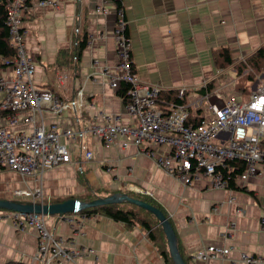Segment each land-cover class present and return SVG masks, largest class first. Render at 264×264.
<instances>
[{"label": "crops", "instance_id": "0c3cea01", "mask_svg": "<svg viewBox=\"0 0 264 264\" xmlns=\"http://www.w3.org/2000/svg\"><path fill=\"white\" fill-rule=\"evenodd\" d=\"M51 1L55 4L41 6L39 0H28L22 12L27 52L36 61V83L64 100L81 97L82 105L76 112L66 110L59 116L47 112V122L63 126L73 124L77 117V126L82 128L96 122L98 114H117L131 123L122 97L109 83L110 75L118 72L114 0ZM98 7L107 10L102 12ZM121 8L132 67L140 83L166 90L184 88L185 101L193 104L192 108L203 97L198 90L208 80L221 72L222 79L229 77L228 71L235 74L232 68H215L212 48L228 46L232 56L242 60L264 44V0H121ZM80 34L87 43L75 75L68 66L60 68L56 60ZM6 70L0 67V72ZM231 80L224 81L226 87L233 86ZM224 82H215L213 90L218 93L203 100L204 114H210V106L229 100L219 88ZM1 126L10 131L28 129L27 124L7 125L3 116ZM167 147L160 146L150 156L133 144L123 147L119 141L102 144L89 135L77 137L75 144H69L73 161L46 170L42 180L1 170L0 199L24 201L14 198L12 191L38 187L45 194L44 203L74 198L88 190L100 196L140 195L156 202L169 218L185 264H243L242 252L264 257V230L260 224L264 217V174L226 188H212L209 177L200 175L183 184L157 164V159L169 152ZM87 150L92 152L91 158L85 156ZM136 188L149 193L142 194ZM12 214L0 212V264H40L34 260L38 249L36 229L29 225L24 230L15 228ZM72 216V222L66 217L57 220L56 216H46L45 224L57 237L72 240L79 248L95 249V255L51 260L50 264H169L140 224L127 226L100 214L77 212ZM211 244L229 249L226 258L199 261L193 257ZM164 245L168 249L167 242Z\"/></svg>", "mask_w": 264, "mask_h": 264}, {"label": "built area", "instance_id": "2783aa9c", "mask_svg": "<svg viewBox=\"0 0 264 264\" xmlns=\"http://www.w3.org/2000/svg\"><path fill=\"white\" fill-rule=\"evenodd\" d=\"M25 1L4 2L9 37L16 56L13 65L4 67L8 70L0 72V116L4 117L7 125L27 124L28 129L10 131L7 127H0V171H14L22 177L42 180L46 170L70 164L73 154L69 144H75L77 137L89 135L102 144L116 141L123 147L133 144L150 156L155 155L156 147L168 146L169 152L159 157L157 164L183 184H189L200 175L209 177L212 188H226L230 182H245L264 174V82L256 84L245 101L229 99L219 106H210L209 115L203 113L202 102L209 100L212 94L203 95L194 103V108L187 102H164L165 109L160 108L157 98L162 89L158 85L140 83L132 67L130 39L126 33L121 0H114L117 9L118 72L110 75L109 83L115 90L121 82L129 85L124 110L131 123L124 122L117 114H98L96 122L82 128L77 126V117L73 119V124L48 123L47 112L56 116L66 110L76 112L82 105L81 97L64 100L51 89L37 85L36 61L25 45L27 33L22 24ZM39 4L52 5L55 2L39 0ZM98 10L105 12L107 9L98 7ZM62 80L63 76H60L59 82ZM185 91L184 88L179 89L178 97L183 98ZM191 115L198 121L190 122ZM213 139L218 142L214 143ZM85 156L91 158L92 152L87 150ZM135 191L149 193L140 188ZM12 196L39 203L45 200L41 187L15 189ZM12 215L15 228L24 230L29 225L36 229L38 249L34 260L40 264L95 255L93 248H79L72 240L57 237L46 226V215ZM65 217L72 222V214ZM260 224L264 230V217ZM228 250L211 244L196 251L193 257L201 261L213 258V255L223 256ZM241 260L243 264L264 263V257L246 252L241 253Z\"/></svg>", "mask_w": 264, "mask_h": 264}, {"label": "trees", "instance_id": "16d2710c", "mask_svg": "<svg viewBox=\"0 0 264 264\" xmlns=\"http://www.w3.org/2000/svg\"><path fill=\"white\" fill-rule=\"evenodd\" d=\"M6 0H0V67L11 66L14 63V59L16 56V49L12 45L9 35V26L7 25V11L4 6V2ZM118 6L120 2L117 3ZM29 5L28 0L25 1V7ZM127 33V31H126ZM87 40L84 34L78 35L75 37L74 41L70 44L69 47L66 49H62L57 57L56 64L59 65L60 68H67L72 69L74 74L76 75L79 64L82 50L84 49ZM211 58L213 64L217 70H227V69H234L237 76H243L244 79L248 82V86L245 87H238L236 91L240 94H249L251 91L249 87L256 81L257 78L262 77L264 79V44L261 45L257 50L246 56L242 60H237L232 56L231 50L228 46H219L216 48H212L211 50ZM247 72V74H245ZM224 73L218 74L215 78L208 80L204 87L200 88L198 92L202 95H210L215 88V80L220 79L223 77ZM237 77V78H238ZM236 86L238 84L236 83ZM129 85L121 82L118 89H116L117 94L122 97L124 103L128 100L127 98V91ZM179 89H171L166 90L162 89L157 98V104L160 108L165 109V107L161 106L160 104H165L174 102L178 104L186 103V91L183 98L178 97ZM191 110V109H190ZM3 112L2 114H5ZM190 122L198 121L197 118H194L192 115L189 118ZM229 186H233V182H230ZM115 193H110L105 196H100L94 190H88L85 194H81L74 198L79 199L84 202H90L97 198L106 197ZM122 194V193H121ZM141 200H144L151 205L159 208L163 211V209L154 201L150 200L149 198H145L144 196L135 195L132 196ZM68 199V198H66ZM65 199L56 198L51 199V203H58L62 202ZM47 202V201H45ZM7 211L5 209H0V212ZM10 212V211H8ZM78 213L83 215L89 216L92 214H100L105 217H109L116 222H123L127 226H132L134 224H140L143 228L148 231L149 237L158 245L160 248L161 255L164 256L165 261L169 264H174L169 250L165 248V234L161 225L159 224L158 219L152 214L150 211L143 209L140 206L129 202H119V203H109L106 205L100 206H93L81 209ZM3 264H21L17 262H6Z\"/></svg>", "mask_w": 264, "mask_h": 264}, {"label": "water", "instance_id": "95a60500", "mask_svg": "<svg viewBox=\"0 0 264 264\" xmlns=\"http://www.w3.org/2000/svg\"><path fill=\"white\" fill-rule=\"evenodd\" d=\"M119 202H129L135 204L154 214L165 234L169 254L173 263L185 264L178 251L175 230L167 215L154 205H151L144 200L129 196L128 194L115 193L106 197L97 198L90 202H84L75 198H68L58 203H39L28 200L20 201L0 199V209H5L13 213H36L46 216H56L57 220H60L61 218H64L65 215L77 213L83 208Z\"/></svg>", "mask_w": 264, "mask_h": 264}, {"label": "rangeland", "instance_id": "374dc122", "mask_svg": "<svg viewBox=\"0 0 264 264\" xmlns=\"http://www.w3.org/2000/svg\"><path fill=\"white\" fill-rule=\"evenodd\" d=\"M226 73L227 74L229 73V77H226V78H223V79H225L226 81H229V80H231V78H234L233 80H231L232 83H233V86L226 87L225 86L226 82H224L225 80H223L222 78L216 79L215 82H217L219 85H221L223 82L225 83L223 85V87L219 86V88L221 90V93L227 94L229 99L233 97L236 100H242V101L247 100L248 97H249V94H240V93H238V91H236V88H238V87H243V86L247 87L248 86V82L243 77V76H246V75H241V76L238 77L236 72H235V74L233 72H230V71H228ZM227 74H225V75H227ZM245 74H247V72H245ZM263 82H264V79L259 76V78H257L256 81L254 83H252V85L249 87V90L251 91L256 84L263 83ZM236 83L238 84V86H236ZM216 86L218 87V85H216ZM216 91H217V89L213 90L212 92H216ZM213 141H214V143L218 142L216 139H213ZM159 147L160 146L155 148V152L157 151V149ZM167 148H169V147H167ZM5 212L10 214V212H8V211H5ZM227 253L225 255H223V256L213 255V258H219V259L226 258Z\"/></svg>", "mask_w": 264, "mask_h": 264}]
</instances>
